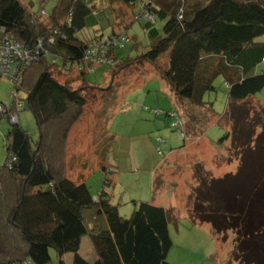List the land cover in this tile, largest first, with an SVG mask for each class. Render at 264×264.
<instances>
[{
  "label": "trees",
  "instance_id": "16d2710c",
  "mask_svg": "<svg viewBox=\"0 0 264 264\" xmlns=\"http://www.w3.org/2000/svg\"><path fill=\"white\" fill-rule=\"evenodd\" d=\"M95 1L58 0L44 15L48 21L44 26L39 12L28 13L19 0H0V34L23 43L32 58L29 65L19 67L13 92H24L18 96L23 102L19 111L31 112L38 132L32 141L16 115L17 122L10 123L5 135L0 264H51V250L57 255L56 264H169L168 228L170 223L177 225V215L140 202L134 203L128 218L122 217L104 187L93 197L84 182L70 180L59 167L67 136L83 109L110 105L123 84L115 81L116 76L141 75L147 66L168 85L173 109L174 99L213 111L204 97L215 90V79L225 83L227 103L221 117L230 127L224 128L218 143L231 141L230 154L238 165L234 173L220 178H199L187 217L192 225H209L221 240L231 232L229 263L264 264V108L247 103L264 88V71H256L264 58V0H108L112 10L119 1L137 16L147 13L152 21L131 22L142 24L149 46L136 58L121 61L117 49L111 50L115 63L105 65L111 78L102 87L87 83L88 74L77 70L87 46L101 37L78 38L79 30L90 22ZM156 17L165 23L161 35L153 26ZM109 35H116L114 28ZM73 71L78 87L68 78L59 80ZM12 105L13 101L7 109L0 103L6 111L0 116L10 117ZM170 115L176 117L175 112ZM113 140L106 137L98 149L106 151ZM100 167L106 172L102 163ZM103 184L110 188L107 178ZM156 187L153 178V196ZM84 238L91 248L90 260L80 253ZM68 253L69 263L63 259Z\"/></svg>",
  "mask_w": 264,
  "mask_h": 264
},
{
  "label": "rangeland",
  "instance_id": "374dc122",
  "mask_svg": "<svg viewBox=\"0 0 264 264\" xmlns=\"http://www.w3.org/2000/svg\"><path fill=\"white\" fill-rule=\"evenodd\" d=\"M19 1L28 13L39 12L42 25L48 26L44 15L51 13L58 0ZM112 7L113 11L107 4H98L97 13L102 12V15L97 17V13L93 14L91 24L95 25L85 26L78 37L84 39L91 34L109 33L111 28L118 35L136 21L135 13L121 2H114ZM164 24L155 18L154 25L159 35ZM126 32L130 44L123 50H116L118 61L134 59L149 46L140 22L132 23ZM111 57L109 54L108 59ZM109 65L113 66V63ZM256 68L257 72L264 71V62ZM93 69L94 73L86 75L87 83L102 87L110 82V68L101 64ZM75 74L73 71L59 80L68 78L73 87H78L80 84L75 82ZM129 75L120 73L116 76L115 81L123 84L110 105L103 108L98 103L83 109V115L67 136L65 159L59 163L63 175L76 183L84 182L93 197L104 187L119 215L125 218L131 215L134 203L151 202L170 209L178 216V221L176 226L170 223L168 228L172 241L166 258L169 264H236L229 263L233 246L231 232L221 240L209 225H192L187 217L199 178H220L226 173H234L238 165L237 159L230 154L231 141L227 140L223 145L218 143L230 127L229 121L221 117L227 103L225 83L220 77L215 79V90L204 97L205 102L211 103L213 111L188 106L185 102L180 104L173 99L174 110L168 85L156 76L151 67L147 66L141 75ZM13 91V81L0 73L1 106L9 109L12 101L14 104L10 117L0 116V168L6 158L8 141L5 135L14 116L17 115L19 125L32 141L38 138L31 112H17L15 104L18 98ZM16 95L23 97L24 92L19 91ZM247 103L258 110L259 107L264 108V88L250 97ZM157 110L163 114L155 115ZM171 112H175L177 118L170 115ZM109 136L114 139L109 149H98ZM101 163L106 172L101 169ZM105 178L110 181V188L104 186ZM153 178L157 181L155 196L152 195ZM89 247L87 238H84L80 253L88 260ZM50 254L52 264H56L55 252L51 250ZM71 258V253L63 256L65 262H70Z\"/></svg>",
  "mask_w": 264,
  "mask_h": 264
},
{
  "label": "built area",
  "instance_id": "2783aa9c",
  "mask_svg": "<svg viewBox=\"0 0 264 264\" xmlns=\"http://www.w3.org/2000/svg\"><path fill=\"white\" fill-rule=\"evenodd\" d=\"M135 18H143L144 20L152 21V18L147 13H140L139 16L135 15ZM51 41L52 40H50V42ZM128 43H130V38L127 33H120L118 35L111 36L101 35V37L90 42V44L87 46L84 57L85 60L82 64L78 65L77 70L85 71L87 74H92L94 72L93 67L95 65H109V63L114 64L115 61L112 57L111 60L108 59L109 53L111 50H115L114 48L123 49ZM40 46L41 43L39 42L38 47ZM31 60V55L29 51L25 49L23 43L13 41L6 35L0 34V73L2 76L10 78L12 81L13 79L17 80L15 76L18 75L19 67L21 65L26 66ZM14 65H16V68L14 71H12ZM14 94L18 98L15 106L17 111H19L23 107V102L19 99L15 92ZM0 112L5 111L4 109L0 108ZM16 122L17 118L14 116V119L11 123ZM174 126H176V123Z\"/></svg>",
  "mask_w": 264,
  "mask_h": 264
},
{
  "label": "crops",
  "instance_id": "0c3cea01",
  "mask_svg": "<svg viewBox=\"0 0 264 264\" xmlns=\"http://www.w3.org/2000/svg\"><path fill=\"white\" fill-rule=\"evenodd\" d=\"M107 4V6H108V8L110 9V6L108 5V0H96L94 3H93V5H94V7H95V10H94V12H92V17L90 18V22L88 23V27L90 26V25H95V24H91V20L93 21V14L95 15L96 13H97V11H98V9L96 10V6L98 5V4ZM97 4V5H96ZM111 11H113L112 9H110ZM98 14V13H97ZM100 15H102V12H99V14L98 15H96L97 17H99ZM93 26H91V27H93ZM154 26V28H155V25H153ZM152 26V27H153ZM151 28V27H150ZM84 29V28H83ZM83 29H81V30H79V32H81ZM78 32V33H79ZM146 32V31H145ZM110 33V32H109ZM109 33H104V32H101V34H109ZM100 34V33H99ZM100 34V35H101ZM100 35H98V34H96V35H93V34H91V35H87L84 39H80L79 37V39L80 40H82V41H88V40H91V39H93L95 36H100ZM148 35H149V33H148ZM146 36H147V32H146ZM153 177H154V175H153ZM204 225H206V224H204ZM92 226L89 224V228H91ZM87 244H89V241L87 240ZM90 246V245H89ZM90 248V247H89ZM90 252H91V248H90ZM55 256L57 257V255H56V253H55ZM57 259V258H56ZM67 263H69L68 261H67ZM52 264V263H51Z\"/></svg>",
  "mask_w": 264,
  "mask_h": 264
},
{
  "label": "clouds",
  "instance_id": "9594fccd",
  "mask_svg": "<svg viewBox=\"0 0 264 264\" xmlns=\"http://www.w3.org/2000/svg\"><path fill=\"white\" fill-rule=\"evenodd\" d=\"M101 35H109V34H101Z\"/></svg>",
  "mask_w": 264,
  "mask_h": 264
}]
</instances>
